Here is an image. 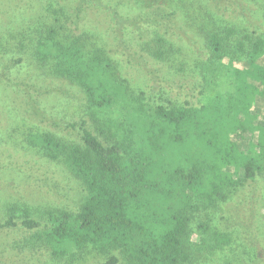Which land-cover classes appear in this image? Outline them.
Segmentation results:
<instances>
[{"label": "trees", "instance_id": "16d2710c", "mask_svg": "<svg viewBox=\"0 0 264 264\" xmlns=\"http://www.w3.org/2000/svg\"><path fill=\"white\" fill-rule=\"evenodd\" d=\"M141 1L140 10L156 2L155 13L167 0ZM50 6L33 56L43 75L82 92L84 117L71 124L81 143L50 131L29 130L24 139L67 166L87 194L75 212L42 210V228L28 206L13 201L6 223L22 217L23 226L38 228L30 241L57 257L91 247L108 255L103 264H203L220 252L230 263L225 251L235 245L234 232L209 212L246 182L264 179V110L253 106L264 100V35L198 25L203 52L193 63L178 35L154 25L148 59L167 63L168 73L180 70L144 89L124 75L117 50L72 26L66 4Z\"/></svg>", "mask_w": 264, "mask_h": 264}, {"label": "rangeland", "instance_id": "374dc122", "mask_svg": "<svg viewBox=\"0 0 264 264\" xmlns=\"http://www.w3.org/2000/svg\"><path fill=\"white\" fill-rule=\"evenodd\" d=\"M80 1L0 0V264H103L108 256L88 247L77 257L70 254L57 257L49 248L30 241L31 234L46 221L41 217L42 210L64 208L75 212L87 194L67 166L44 157L24 139L29 130L50 131L81 143L78 126L71 124L84 117L82 92L48 73L43 75L33 56L37 30L46 14H51L50 4L54 7L66 4L72 26L78 32L88 31L98 44H105L111 52L117 50L113 57L120 61L124 75L144 89L165 73L176 79L180 70L168 73L167 63L148 59L144 45L154 25L162 33L168 28L169 35L172 32L178 35L175 41L180 42L183 54L193 63L203 52L202 44L194 36H201L198 25L210 27L214 22L219 27L231 25L251 35H264V0H167L155 13L152 8L157 3L150 1L151 8L144 10L138 9L143 4L141 0ZM78 6L83 9L79 17ZM173 10L177 11L175 15H171ZM196 20L198 24L191 25ZM178 91L181 97L186 96L184 91ZM253 106L254 110H264V100L259 98ZM13 201L21 207L28 206L31 218L39 220L40 226L29 229L22 225L20 216L14 218L15 225L6 223L7 206ZM209 216L219 228L234 232L236 241L233 249L225 251L230 255V263L225 253L220 252L212 262L203 264H264L261 176L246 182L233 198L209 212Z\"/></svg>", "mask_w": 264, "mask_h": 264}]
</instances>
